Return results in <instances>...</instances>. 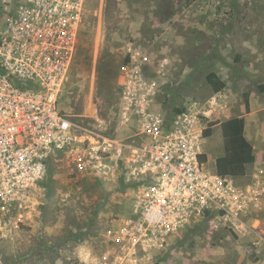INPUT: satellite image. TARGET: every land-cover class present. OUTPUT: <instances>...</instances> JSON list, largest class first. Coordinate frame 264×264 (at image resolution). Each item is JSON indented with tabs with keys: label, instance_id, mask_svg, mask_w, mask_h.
Masks as SVG:
<instances>
[{
	"label": "rangeland",
	"instance_id": "obj_1",
	"mask_svg": "<svg viewBox=\"0 0 264 264\" xmlns=\"http://www.w3.org/2000/svg\"><path fill=\"white\" fill-rule=\"evenodd\" d=\"M163 60L164 106L194 102L206 129L214 122L204 135L212 168L223 143L221 121L244 117L248 133L264 141V0H86L59 105L83 127L86 143L133 142L138 124L126 119L118 84L125 67L149 72ZM209 72L224 81L222 90L207 82ZM105 159L108 173L77 180L66 155L55 154L35 195L38 207L0 239V264H264V214L246 235L200 225L166 249L132 257L120 227L145 184L122 160Z\"/></svg>",
	"mask_w": 264,
	"mask_h": 264
},
{
	"label": "built area",
	"instance_id": "obj_2",
	"mask_svg": "<svg viewBox=\"0 0 264 264\" xmlns=\"http://www.w3.org/2000/svg\"><path fill=\"white\" fill-rule=\"evenodd\" d=\"M85 1L0 0V239L38 207L36 192L58 153L66 155L77 180L108 173L105 157L111 155L143 180L120 227V243L132 257L166 249L200 225L236 235L255 232L264 211V169L238 183L208 164L202 157L205 112L194 102L173 108L160 100L166 60L149 72L140 65L124 69L118 89L126 119L138 124L133 142L82 138L83 127L60 107L59 96L78 47ZM210 102L214 106L217 97Z\"/></svg>",
	"mask_w": 264,
	"mask_h": 264
},
{
	"label": "trees",
	"instance_id": "obj_3",
	"mask_svg": "<svg viewBox=\"0 0 264 264\" xmlns=\"http://www.w3.org/2000/svg\"><path fill=\"white\" fill-rule=\"evenodd\" d=\"M206 80L216 92L224 88V81L216 72H209ZM259 92H264V86L259 87ZM213 125L214 122L209 123L204 132L205 136L212 134ZM220 127L224 153L216 158L215 168L221 175L242 177L247 173V167L255 161L253 144L245 135V118L236 116L223 120L220 122ZM202 157L206 159V155Z\"/></svg>",
	"mask_w": 264,
	"mask_h": 264
},
{
	"label": "crops",
	"instance_id": "obj_4",
	"mask_svg": "<svg viewBox=\"0 0 264 264\" xmlns=\"http://www.w3.org/2000/svg\"><path fill=\"white\" fill-rule=\"evenodd\" d=\"M245 135L249 139V141L253 144L254 151H255V161L247 167V173L244 176L235 177V179L238 183L249 182L250 180L254 179V175L257 173V171L259 169H264V141H262V138L260 137V135L256 131H254V133H252V134L248 133L246 121H245ZM257 149L260 150V160L258 159ZM218 151H219L218 156H221L224 153L223 143H222V148ZM216 158H215V161H216ZM214 164H215V162H214ZM260 214H264V211ZM257 216H258L257 220H259V214Z\"/></svg>",
	"mask_w": 264,
	"mask_h": 264
}]
</instances>
